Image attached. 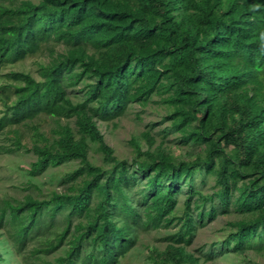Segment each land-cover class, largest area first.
Returning a JSON list of instances; mask_svg holds the SVG:
<instances>
[{"label": "trees", "instance_id": "16d2710c", "mask_svg": "<svg viewBox=\"0 0 264 264\" xmlns=\"http://www.w3.org/2000/svg\"><path fill=\"white\" fill-rule=\"evenodd\" d=\"M45 52L36 74L3 73ZM0 78V154H34L31 176L78 162L64 191L0 202L18 252L40 240L37 264H119L140 233L176 228L151 264H199L195 232L235 214L221 249L264 254V0H0ZM154 96L189 159L149 131L131 160L106 143L99 123Z\"/></svg>", "mask_w": 264, "mask_h": 264}, {"label": "rangeland", "instance_id": "374dc122", "mask_svg": "<svg viewBox=\"0 0 264 264\" xmlns=\"http://www.w3.org/2000/svg\"><path fill=\"white\" fill-rule=\"evenodd\" d=\"M48 60L49 54L45 52L29 58L23 63L7 67L3 73L19 70L36 74L38 64ZM3 83L4 79L0 78V86ZM80 97L81 94L77 93L75 99L78 100ZM1 109L0 105V111ZM167 114V106L162 103L160 97L154 96L147 106L133 104L120 120L110 124L99 123V128L106 143L114 149V155L121 160H131L133 158V139H138L143 149H147L148 145L141 136L146 131L151 132L152 136L155 137V146L163 143V146L170 149L175 156L189 159L191 153L194 155L196 150L190 152L189 147L180 143L176 133L170 130L166 132L167 128L170 129V121L163 119ZM61 123L66 124L67 122L62 120ZM70 123L74 126L73 121ZM41 125L42 131L48 136H51L52 129L57 126L52 119H44L41 121ZM9 137L6 134H1L0 144L9 146L11 144ZM103 159L102 153L97 152L95 148L90 151L91 162L97 165H107ZM35 160L36 156L25 150L12 154H0V202L5 199L22 200L29 194L38 198H47L53 191H64L66 188L63 184L64 174L78 166V162L73 161L57 168H50L37 176H31L29 169ZM197 183L198 188L203 189L206 193H210L215 184L212 178H209L205 186L200 183V180H197ZM182 203L183 196L180 197L179 207L182 206ZM178 212H181V208ZM235 218V214L220 215L216 220L208 223L206 227H201L195 232L192 244L187 249L190 253L200 257L199 264H264V254H258L252 250L234 253L221 249L220 243L229 232L228 222ZM175 230L176 228H171L140 233L136 246L126 257L121 259L119 264H151L148 257L150 248L164 249L167 245L166 236ZM39 241L31 242L28 248L20 253L10 239L8 230L0 228V255L3 259L0 264H37L38 260L31 255V251ZM215 243L219 244L213 247ZM62 249L53 256L40 255L39 257L52 259L62 253ZM212 252H215L214 258L206 260L207 255Z\"/></svg>", "mask_w": 264, "mask_h": 264}]
</instances>
